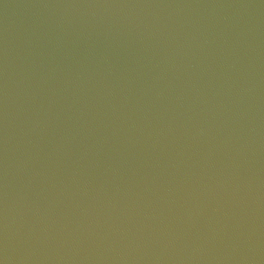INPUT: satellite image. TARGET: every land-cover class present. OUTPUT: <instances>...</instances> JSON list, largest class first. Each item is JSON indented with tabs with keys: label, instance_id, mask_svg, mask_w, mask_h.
<instances>
[{
	"label": "water",
	"instance_id": "water-1",
	"mask_svg": "<svg viewBox=\"0 0 264 264\" xmlns=\"http://www.w3.org/2000/svg\"><path fill=\"white\" fill-rule=\"evenodd\" d=\"M0 264H264V0H0Z\"/></svg>",
	"mask_w": 264,
	"mask_h": 264
}]
</instances>
